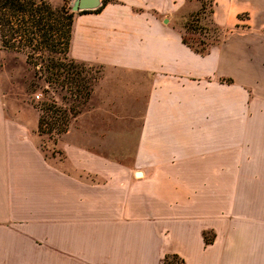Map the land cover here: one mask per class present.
I'll return each instance as SVG.
<instances>
[{
	"label": "crops",
	"instance_id": "0c3cea01",
	"mask_svg": "<svg viewBox=\"0 0 264 264\" xmlns=\"http://www.w3.org/2000/svg\"><path fill=\"white\" fill-rule=\"evenodd\" d=\"M101 1L72 0L103 73L58 151L0 85V264H264V0H213L205 53L200 0Z\"/></svg>",
	"mask_w": 264,
	"mask_h": 264
},
{
	"label": "trees",
	"instance_id": "16d2710c",
	"mask_svg": "<svg viewBox=\"0 0 264 264\" xmlns=\"http://www.w3.org/2000/svg\"><path fill=\"white\" fill-rule=\"evenodd\" d=\"M108 1L102 0L95 11ZM66 2L55 7L47 0H0V50L8 49L25 53L29 63L47 71L49 82L54 78V74H60L57 73L59 69H65L66 73H74L79 76L81 70H75V67L78 64H85L68 55L74 12ZM211 4H213V0H211ZM204 6L205 3L201 1L200 7L190 15L193 17L191 21L200 20L199 14L203 12ZM85 11L88 10H81V12ZM212 11L211 6L209 16H211ZM210 22L214 26V30H219L217 25L212 21ZM182 40L199 53H205L209 45L213 43V41L206 43L201 39L199 43L202 46L194 47L186 40L184 33H182ZM57 53L62 54V56H55ZM63 58L67 59L68 62L61 61ZM80 78L81 83L86 88L85 98H88L92 89L91 81L96 80V77L87 78L84 76ZM46 109L55 112L60 108H57L54 102H47ZM62 112L65 113V110ZM62 117V124L58 128L59 133L65 131L68 125L67 116L63 114ZM53 128L54 122H48L40 113L38 131L40 133L51 132ZM203 237L205 243H209L213 240V233L204 231ZM161 264H185V261L183 257L173 252L166 253Z\"/></svg>",
	"mask_w": 264,
	"mask_h": 264
},
{
	"label": "rangeland",
	"instance_id": "374dc122",
	"mask_svg": "<svg viewBox=\"0 0 264 264\" xmlns=\"http://www.w3.org/2000/svg\"><path fill=\"white\" fill-rule=\"evenodd\" d=\"M47 1L55 7L66 2V0H62L60 4H56L59 0ZM201 1L205 3V6L203 12L199 14L200 20L191 21L193 17L189 16L184 23V36L194 47L202 46L199 43L201 39L209 43L222 38L221 31L214 30V26L209 20L210 8L212 6L211 0ZM66 3L71 9L72 0H67ZM55 56H62V54L57 53ZM61 61L68 62L64 58ZM75 70H81L79 76L74 73H66L65 69H59L57 73L60 74H54V78L49 82L47 80V71L44 68L40 69L38 66L29 63L26 60L25 53L8 49L0 50V85L4 92L14 103L24 101L27 104L26 116L29 123H35L36 110L39 114L42 113L48 122H54L52 131L43 132L41 137V144L48 154L58 151L54 143L60 134L58 128L62 124L63 114L67 116L69 124L78 113L90 106V95L88 98H85L86 88L81 83L80 77L92 78V76H95L96 80L91 81L93 89L103 73V69L100 66L87 63L78 64ZM36 94H39V96L36 97ZM47 102H54L57 108L60 109L55 112L46 109ZM63 110H65V113L62 112ZM94 121L96 123H103L105 118L95 115ZM110 121L114 122L116 120L111 119ZM45 124L44 127H46Z\"/></svg>",
	"mask_w": 264,
	"mask_h": 264
},
{
	"label": "water",
	"instance_id": "95a60500",
	"mask_svg": "<svg viewBox=\"0 0 264 264\" xmlns=\"http://www.w3.org/2000/svg\"><path fill=\"white\" fill-rule=\"evenodd\" d=\"M78 6H74L73 9L77 8Z\"/></svg>",
	"mask_w": 264,
	"mask_h": 264
},
{
	"label": "built area",
	"instance_id": "2783aa9c",
	"mask_svg": "<svg viewBox=\"0 0 264 264\" xmlns=\"http://www.w3.org/2000/svg\"><path fill=\"white\" fill-rule=\"evenodd\" d=\"M39 96V94H36V97H38Z\"/></svg>",
	"mask_w": 264,
	"mask_h": 264
}]
</instances>
